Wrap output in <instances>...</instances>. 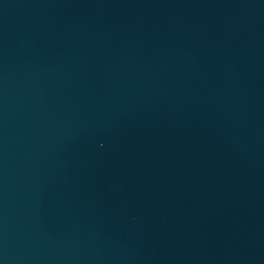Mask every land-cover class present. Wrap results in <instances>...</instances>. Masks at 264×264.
Returning <instances> with one entry per match:
<instances>
[{
	"label": "water",
	"instance_id": "95a60500",
	"mask_svg": "<svg viewBox=\"0 0 264 264\" xmlns=\"http://www.w3.org/2000/svg\"><path fill=\"white\" fill-rule=\"evenodd\" d=\"M0 264H264V0H0Z\"/></svg>",
	"mask_w": 264,
	"mask_h": 264
}]
</instances>
